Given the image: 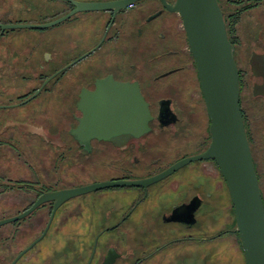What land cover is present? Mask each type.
<instances>
[{"label": "flooded vegetation", "instance_id": "af4514ba", "mask_svg": "<svg viewBox=\"0 0 264 264\" xmlns=\"http://www.w3.org/2000/svg\"><path fill=\"white\" fill-rule=\"evenodd\" d=\"M50 1L61 8L36 23L23 20L36 0H0V264H232L229 240L239 236L231 229L233 206L215 162H192L189 175L181 173L192 163L156 179L211 142L180 17L161 0L73 14L72 1L120 0ZM217 2L234 48L239 106L264 208V0ZM67 15L43 29L9 28ZM249 20L252 35L244 26ZM77 27H83L78 55L64 59L63 49L50 47L55 37L41 49V33L62 30L61 39L69 40ZM23 30L38 36L24 38ZM100 81L138 85L151 116L147 133L112 140L74 136L83 117L81 96L95 92ZM43 110H52L47 124L40 122ZM71 144L83 177L56 169L63 155L41 152ZM215 169L229 207L218 229ZM117 182L140 184L104 187L59 206L45 202L24 216L42 194Z\"/></svg>", "mask_w": 264, "mask_h": 264}, {"label": "water", "instance_id": "95a60500", "mask_svg": "<svg viewBox=\"0 0 264 264\" xmlns=\"http://www.w3.org/2000/svg\"><path fill=\"white\" fill-rule=\"evenodd\" d=\"M136 1L138 0L94 4L72 1L75 10L71 14L83 10H118ZM161 1L169 12L176 13L181 19L210 121L211 142L203 153L177 162L156 179L192 162L213 160L229 192L235 231L240 239L245 264H264V208L245 135L239 106L238 70L234 61V48L227 38L223 13L217 0H174L170 4ZM68 17L69 15L43 25H18L9 28L43 29ZM78 109L83 112V117L79 119V127L74 132L77 138L112 140L123 135L139 137L149 131L151 116L137 84L100 81L95 92L81 96ZM64 148L55 146L53 150L49 148V151L59 154ZM41 152L47 154L46 149H41ZM75 153L78 154L77 149ZM78 161L80 158L75 162L69 161L66 172ZM136 184L140 183H100L45 193L24 216L45 202L54 201L59 206L104 187Z\"/></svg>", "mask_w": 264, "mask_h": 264}, {"label": "rangeland", "instance_id": "374dc122", "mask_svg": "<svg viewBox=\"0 0 264 264\" xmlns=\"http://www.w3.org/2000/svg\"><path fill=\"white\" fill-rule=\"evenodd\" d=\"M52 2L53 1H50V0H36V2H34L35 7H34V9H31V11L28 15V18L20 16L19 19L21 20L22 18H25L23 20L27 21V20L33 18L32 21L39 23L41 20V17L49 16L52 14L53 10H55V12H56L59 10V8H61L62 3L60 1H55L54 3H52ZM220 2H221L220 3L221 8L223 9V3H222V1H220ZM48 5H50L51 7L50 6L48 7ZM37 7H40V10H37ZM44 10H47V11L45 12ZM246 25H248L249 35H252L255 32L254 21L251 22V20H249L244 26H246ZM77 28H78L77 30L74 29L73 38L71 37L69 40L61 39V38H63L62 35H60L62 30H55V31H52V32H49L46 34L41 33L40 35L44 36V38H45L44 42L40 41V43L42 45L41 49L47 48L49 46L48 41L53 40L54 39L53 37H55V40L57 42L55 41V43L50 45V47L54 46V47H58V48L63 49L64 59H69L73 56L78 55L79 53H81L83 51V39H82L83 27H77ZM19 32H20V34L23 35L24 38L28 37L29 39H31V37H33V36L34 37L38 36V34H37L38 32H35V31L23 30V31H19ZM20 34H19V36H20ZM74 41H76L77 43L73 44ZM78 41H80V42H78ZM200 108L202 110L204 109V104L202 101L200 104ZM49 113L52 114V110L49 111ZM49 113L47 111H44V110H43V112H41V114H40V122L41 123L45 122L47 124L49 122V120H50V114ZM76 149H77V147L72 145V144L67 145L61 153L57 154V155H60V154L63 155L60 159H64L65 161L62 163L57 162L56 169L59 170L60 167L63 166L61 173H63V174L65 173L67 175L73 173V174H77L78 176L82 175V177H83V162L82 161H78V163L76 165H74L68 172H66V167H67L69 161L75 162L79 158V157H74V155L77 154V153H75ZM47 153H52V152L47 151ZM195 165H196L195 163L194 164L192 163V165L189 167H186L184 169V172L181 174L189 175L190 170H192ZM215 170H216L215 186L217 189H216V193H215L214 214H215V220H216V225H217V229H218L219 225H222L224 223L225 218L229 214L228 213L229 210H227V208H229V207H227L225 209V206L227 205L225 201L227 200V198H226V195L222 193V191L224 190L225 184H224L223 180L221 179V177L218 175L217 169H215ZM220 188H221V190H219ZM230 225H231V229L234 230L235 229V222H234L233 209L231 206H230ZM229 241H230L229 252L231 253L230 258L232 260V264H243V255H242V250L240 247L239 239L236 236H231ZM227 253H228V251H227ZM228 259H229V256H227V260ZM217 264H225V262L223 259H220L217 262Z\"/></svg>", "mask_w": 264, "mask_h": 264}]
</instances>
